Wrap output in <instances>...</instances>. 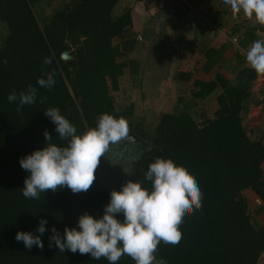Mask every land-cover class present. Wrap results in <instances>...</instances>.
<instances>
[{
  "label": "trees",
  "instance_id": "16d2710c",
  "mask_svg": "<svg viewBox=\"0 0 264 264\" xmlns=\"http://www.w3.org/2000/svg\"><path fill=\"white\" fill-rule=\"evenodd\" d=\"M44 1L0 0V22L7 28L0 38V264H108L104 258L94 260L89 254L49 247V231L41 237L42 250L35 246L26 249L15 240L17 231L35 233L41 218L47 220L48 228L55 226L62 235L65 226H76L80 214L102 215L112 190L101 184L100 166L106 161L105 155L86 192L58 187L41 193L37 200L22 196L27 172L20 167V158L44 146L45 130L53 137L52 142L67 143L58 137L55 125L45 115L44 110L51 107L58 108L78 133L95 127L103 113L126 119L129 131L150 144L134 162L130 176L142 186L150 188L144 174L157 157L170 158L183 166L199 185L202 207L182 221L181 244L175 250L159 244L154 262L259 264L264 254V224H254L245 191L252 189L264 201V131L251 135L244 120L264 102V96L260 100L256 94L254 86L260 74L247 64L240 48L260 40L263 36L258 32L264 31V25L247 19L241 21L244 34L239 33L240 27L230 30L228 40L237 64L226 62L212 80L196 78V90L185 109L178 105L147 128L145 118H135V102L118 104L114 96L127 69L133 79L140 74L141 61L130 56L139 45L132 10L125 7L115 15L120 0H69L46 16L36 11ZM229 11L222 6L213 18L219 34ZM233 36L239 37V48L230 40ZM65 51L70 59L62 58ZM223 51L205 49V71L221 60ZM45 57L52 62L44 64ZM49 72L55 74V85L50 89L40 87L37 78ZM191 78L189 71L176 73V80L189 82ZM29 85L37 89L36 102L18 112L7 95L20 93ZM209 97L215 98L217 106L211 116L199 122L194 111L199 104L196 100ZM117 264L135 262L123 255Z\"/></svg>",
  "mask_w": 264,
  "mask_h": 264
},
{
  "label": "clouds",
  "instance_id": "9594fccd",
  "mask_svg": "<svg viewBox=\"0 0 264 264\" xmlns=\"http://www.w3.org/2000/svg\"><path fill=\"white\" fill-rule=\"evenodd\" d=\"M225 3L234 16L242 12L255 23L264 25V0H225ZM245 59L255 72L264 74V41L252 42ZM51 62L49 57L43 61L44 64ZM55 83V74L51 72L37 78L42 88L50 89ZM36 99L37 89L31 85L20 93L13 91L7 95L9 103H16L18 112L25 105L34 104ZM44 112L55 125L58 137L67 143L52 142L53 137L45 130L44 146L20 158V167L27 172L22 196L37 200L41 193L58 187H67L73 193L86 192L93 184L100 158L107 155L111 145L128 136V122L103 113L95 127L78 133L58 108L51 107ZM123 171L130 174L131 170L123 168ZM144 179L150 182V188L142 186L141 181L128 180L119 190L110 191L102 215L84 212L79 215L76 226H65L62 235L55 226L48 228L47 220L41 218L35 233L17 231L15 240L22 242L26 249L35 246L42 250L41 237L49 231V247L54 245L61 252L89 254L94 260L106 259L108 264H117L123 255L131 257L135 264H153L159 244L173 250L179 247L182 221L202 207V192L187 169L170 158L153 160Z\"/></svg>",
  "mask_w": 264,
  "mask_h": 264
},
{
  "label": "rangeland",
  "instance_id": "374dc122",
  "mask_svg": "<svg viewBox=\"0 0 264 264\" xmlns=\"http://www.w3.org/2000/svg\"><path fill=\"white\" fill-rule=\"evenodd\" d=\"M67 1L69 0H55L52 3H49V0H45L44 2L37 5L36 11L40 15L50 16L54 8L61 6L64 2ZM172 1L173 4L175 3L178 4L177 2H179L180 0H172ZM207 2H209L211 5L210 4L204 5L201 3V0H194V2L192 0L184 1V5L186 6L185 13L189 14V15L187 14L186 16L187 21L178 18L179 19L178 23L176 24L172 23L171 33H172V37L176 41L178 38L180 39V35H181L179 32L180 30L178 29L179 24L185 26V30H187L188 34H190V36L188 37H191V40H193L194 42L192 45L190 44L189 50L192 51L191 52L192 55L195 56L197 59L194 58V60H192L191 62L190 61L183 62L182 60L179 61L172 58L174 68L169 69L168 75L165 78H162L163 83H160L161 84L160 90H157L156 93L149 92V90L153 88L154 85H152L151 82V79L153 78L148 75L147 71H145V68L143 66L142 57L145 56V53H143L142 41H138L139 45L137 47L138 48L137 52L135 51L130 55L131 57L133 58L136 57L141 61L140 74L138 75V79H133L132 74L130 73L129 69H127L126 74L121 79L120 90L114 92V96L118 104H120L121 102L124 103L135 102L136 104L135 118L137 120H141L145 118L147 128L155 126L156 123H158L160 116L164 112L173 111L178 105L185 109V105L189 101V98L193 95V91L196 90L194 89L195 87L193 85V80L190 81L189 83L181 82L182 84L178 86L176 84V73L181 68L188 67V65L191 67L195 65L194 67L201 68L205 63L201 51L202 48H205L203 43L206 45V42L204 41L203 38V36L205 35L204 34L205 29L203 31L202 28L203 26L202 25L200 26V24H202V22L204 23L205 21L207 23L208 22L210 23V17L215 16L217 12L222 8V6L228 7L227 4L225 3V0H207ZM141 3L142 1L140 0H120L114 11V14L118 15L122 13L126 5L130 6L128 7L130 9L132 8V6H135L136 4H139L140 7H143ZM147 13H149V11H147ZM243 18H245V16L242 12L235 16L230 12L229 16L227 17V25L225 24L226 29H228V31L226 32L230 34L229 33L230 30H234L235 28H239V26H242V28L240 27L239 33L241 31V33L244 34L245 31V29H243L244 25L240 24V19L243 20ZM250 20L252 22L253 19H249V21ZM195 21H198L196 24V26L198 25L195 31L196 35H194L193 34L194 32L192 31L193 25H195ZM6 33H7V28L5 24L0 22L1 40L3 39ZM258 33L263 36L262 38H264V31H259ZM227 43L230 44L229 42ZM226 62H227L226 59L224 60L221 59L219 65L223 66ZM140 80H141V84H140ZM155 80L159 81V79H155ZM261 80H263V78L260 76L258 81L256 82V85L254 86V89L256 92H258V94H261L262 92L257 90V88H261L263 90V87H260ZM124 93L126 94L125 96H127L128 98V100L126 101L122 96ZM196 103L199 104L197 106H194V111H196L195 116L197 117L196 119L199 122H201L206 116H211L215 106H217L216 100L213 97H209L206 100L197 99ZM254 111L255 110L250 111L247 117H245L244 124L247 130L251 132V135L253 134L258 136L257 134H254L255 131L258 132H261V130L264 131V127L262 126V124L257 123V116L260 112L254 113ZM199 115L203 117L200 116L201 117L200 118ZM115 153L118 154L119 152L116 151ZM111 154L112 151L109 150L106 161L100 166V172L102 175L101 184L105 188L119 190L121 185L130 179L132 170L134 169V162L133 159L131 160L130 158H128V156L125 157L124 153L123 154L121 153V157L119 158L118 155L116 154L111 155ZM123 168H129L131 170L130 174H126L123 171ZM248 202H249L248 203L249 208L251 209L250 212L252 214V220L254 224L258 226L259 224H261L262 220L258 221L259 216H257V214L255 215L252 211L253 209H256V206H258L257 201L249 198ZM262 218L264 219V214L262 215ZM260 261H261L260 264H264V254ZM153 264H157V263L153 261Z\"/></svg>",
  "mask_w": 264,
  "mask_h": 264
},
{
  "label": "crops",
  "instance_id": "0c3cea01",
  "mask_svg": "<svg viewBox=\"0 0 264 264\" xmlns=\"http://www.w3.org/2000/svg\"><path fill=\"white\" fill-rule=\"evenodd\" d=\"M140 1H142L141 4L143 7H140L139 4H136L135 6L131 5L133 23H134V27H135L137 34L141 35V39H138V40L142 41L143 53H145V56L142 57L143 66L145 68V71H147L148 75L153 78L151 79V82H152V85L154 86L153 88L149 90V92L156 93L157 90H160V86H161L160 83H163L162 78H165L168 75L169 69L174 68L172 58L175 60H179V61L182 60L183 62L185 61L191 62L192 60H194V58L195 59L197 58L193 56L191 53L192 51L189 50L190 44L192 45L194 42L193 40H191V37H188L190 36V34H188L187 30H185V26L181 24H179L178 26V29L180 30L179 32L181 34L180 39L178 38L175 41L171 33L172 23L173 24L178 23V20L180 18L182 20L184 19L187 21L186 16L188 13H185L186 11L185 10L186 6L184 5L185 0H180L179 2H177L178 4L176 3L173 4L172 0H140ZM201 3L204 5L210 4L209 2H207V0H201ZM125 7H130V6L126 5ZM147 11H149V13H147ZM219 11H221V9ZM228 16L229 15H224L225 18L222 21V25L220 26L222 28V30H220L222 32L221 33L222 35L215 31L216 25H214L213 23L214 16L210 17L211 24L209 22L207 23L206 21L200 24V26L201 25L203 26L202 27L203 31L205 29L204 31L205 35L203 36V38H204V41L206 42V45L203 43L205 48L201 49L204 61L206 60V57L204 54L205 49L208 47H215L217 49L224 48L222 58H221L222 60L226 59L227 63L237 64L236 63L237 59L235 57L234 48H232V46L230 45L231 43L228 40V34H227L228 32H226L228 31V29H226L225 27V24L227 25ZM197 22L198 21H195V25H193V29H192V31L194 32L193 33L194 35H196L195 31L198 26V25L196 26ZM240 24H242L241 19H240ZM239 27L242 28V26H239ZM244 28L245 27H243V29ZM260 40L264 41V38H261ZM227 42H229L230 44H228ZM251 44L252 42L247 47H245L246 51L248 50V48H250ZM197 45H198V42H197ZM220 61L210 71L204 70L203 66L205 63L203 64L201 68H196L194 67L195 65L192 67L188 65V67H183L179 71L191 72L192 74L191 81L193 80V82L196 78L199 79L200 77H201L200 79L209 81V80L214 79L217 72L220 71L219 70L221 67L219 65ZM197 64H198V61H197ZM222 71H225V70H222ZM261 77L263 78V76ZM155 79H159V81ZM181 82H184V81L176 80V84L178 86L182 84ZM189 82H186V83H189ZM260 82H261L260 87H263L264 78ZM257 90L262 92L261 88H257ZM256 94H258V92H256ZM258 96H259V99L261 100V98L264 96L263 92L261 94H258ZM253 110H255L254 113L260 112L259 114L257 113L258 114L257 123L262 124V126L264 127V102L254 107L251 111ZM245 194L248 200L249 198H251L252 200L257 201L258 206H256V209H253L252 211L255 215L257 214V216H259L258 221L262 220L261 224L258 225L259 227L262 224H264V219L262 218V215L264 214V201L252 189H247L245 191ZM260 263L261 261L259 262V264Z\"/></svg>",
  "mask_w": 264,
  "mask_h": 264
},
{
  "label": "water",
  "instance_id": "95a60500",
  "mask_svg": "<svg viewBox=\"0 0 264 264\" xmlns=\"http://www.w3.org/2000/svg\"><path fill=\"white\" fill-rule=\"evenodd\" d=\"M62 58L70 59L71 55L67 51H65L62 53ZM121 142H122V147L124 148L129 147L132 150L136 151V152L133 151L134 154H136V157H138L139 155L140 157H142L150 147V144L148 142L143 140L140 136L133 133L132 131H129L128 136L123 140H121ZM138 151L141 153L139 154Z\"/></svg>",
  "mask_w": 264,
  "mask_h": 264
},
{
  "label": "flooded vegetation",
  "instance_id": "af4514ba",
  "mask_svg": "<svg viewBox=\"0 0 264 264\" xmlns=\"http://www.w3.org/2000/svg\"><path fill=\"white\" fill-rule=\"evenodd\" d=\"M110 151H112V154H116V155H118V158L119 157H121V153L123 154L124 153V156L125 157H127L128 156V158H130L131 160L133 159V162H135L136 160H138L139 158H140V155L138 156V157H136V154H134V152H136V151H134V150H132L131 148H124V147H122V142L120 141V142H118V143H116V144H113V145H111L110 146ZM116 151H118L119 153L117 154V153H115ZM134 151V152H133ZM138 153L140 154L141 152H139L138 151ZM111 154V155H112ZM115 155V156H116Z\"/></svg>",
  "mask_w": 264,
  "mask_h": 264
},
{
  "label": "built area",
  "instance_id": "2783aa9c",
  "mask_svg": "<svg viewBox=\"0 0 264 264\" xmlns=\"http://www.w3.org/2000/svg\"><path fill=\"white\" fill-rule=\"evenodd\" d=\"M241 21H247V18L245 17V18H243V20H241ZM138 37H139V39H141V35H138ZM230 40L234 43V45L237 47V48H239V37L238 36H233V37H230ZM241 49V52L242 53H244L245 55H246V50L245 49H242V48H240ZM261 76H263V78H264V74H260Z\"/></svg>",
  "mask_w": 264,
  "mask_h": 264
}]
</instances>
